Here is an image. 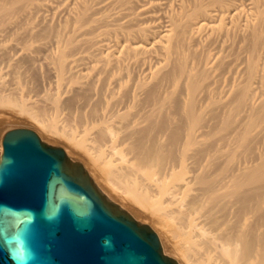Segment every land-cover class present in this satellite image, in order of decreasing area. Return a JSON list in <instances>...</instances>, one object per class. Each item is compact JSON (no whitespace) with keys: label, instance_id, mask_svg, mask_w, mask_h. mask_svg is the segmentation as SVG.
I'll return each mask as SVG.
<instances>
[{"label":"bare ground","instance_id":"obj_1","mask_svg":"<svg viewBox=\"0 0 264 264\" xmlns=\"http://www.w3.org/2000/svg\"><path fill=\"white\" fill-rule=\"evenodd\" d=\"M14 114L179 264H264V0H0Z\"/></svg>","mask_w":264,"mask_h":264},{"label":"water","instance_id":"obj_2","mask_svg":"<svg viewBox=\"0 0 264 264\" xmlns=\"http://www.w3.org/2000/svg\"><path fill=\"white\" fill-rule=\"evenodd\" d=\"M0 142V264H179L62 147L25 127Z\"/></svg>","mask_w":264,"mask_h":264},{"label":"rangeland","instance_id":"obj_3","mask_svg":"<svg viewBox=\"0 0 264 264\" xmlns=\"http://www.w3.org/2000/svg\"><path fill=\"white\" fill-rule=\"evenodd\" d=\"M10 110H12V109H10ZM18 127H25V128H30V129H33V130H37V134L45 142L46 139L43 136V134L38 130L36 125L33 122H31V120L28 117H26L24 115L14 114L12 116H9L8 118L0 120V134L5 132V131H8L10 129L18 128ZM61 145H64L62 139L59 140V142L55 146H61ZM82 162L85 163V161H82ZM85 165H86V163H85ZM99 180L100 181L96 180L97 183H98V187H102L101 179L99 178ZM125 202L127 203L126 208L130 212H132L133 214L139 213L138 207L135 204H133L132 202H129V201H125ZM141 215L142 216H146V215H143L142 213H141ZM146 220H147L148 224L153 226V224H152V222L150 220H148V219H146Z\"/></svg>","mask_w":264,"mask_h":264}]
</instances>
